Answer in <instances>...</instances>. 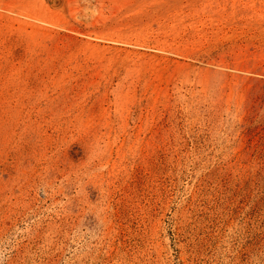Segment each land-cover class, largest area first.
<instances>
[{"label":"rangeland","instance_id":"374dc122","mask_svg":"<svg viewBox=\"0 0 264 264\" xmlns=\"http://www.w3.org/2000/svg\"><path fill=\"white\" fill-rule=\"evenodd\" d=\"M0 264H264V0H0Z\"/></svg>","mask_w":264,"mask_h":264}]
</instances>
